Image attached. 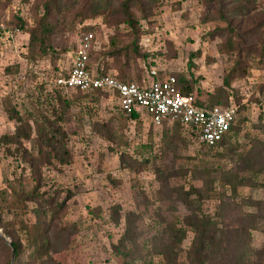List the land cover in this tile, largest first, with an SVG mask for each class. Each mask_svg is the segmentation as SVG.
I'll return each instance as SVG.
<instances>
[{
	"label": "rangeland",
	"instance_id": "374dc122",
	"mask_svg": "<svg viewBox=\"0 0 264 264\" xmlns=\"http://www.w3.org/2000/svg\"><path fill=\"white\" fill-rule=\"evenodd\" d=\"M119 1L101 0L99 13L86 17L81 12L96 0L0 6L2 20L21 22L13 41L0 42V137L27 121V153L37 142L34 120L45 122L48 135L61 130L43 162L37 149L29 163L15 143L0 141V189L38 181V191L64 200L40 257L33 256V228L44 227L33 225L37 202L25 201L23 228L3 211L0 236L20 245L12 264H264V0H136L129 8L139 18L135 29ZM42 14L51 29L31 47L29 30ZM85 30L95 38L91 70L135 82L149 68L184 77L204 102L213 94L233 104L238 130L206 147L176 125L129 117L108 94L57 107L51 77L55 68L67 70ZM199 220L212 234L206 249L192 244ZM246 226L252 250L244 254L233 233ZM8 251L0 245V264H10Z\"/></svg>",
	"mask_w": 264,
	"mask_h": 264
},
{
	"label": "built area",
	"instance_id": "2783aa9c",
	"mask_svg": "<svg viewBox=\"0 0 264 264\" xmlns=\"http://www.w3.org/2000/svg\"><path fill=\"white\" fill-rule=\"evenodd\" d=\"M5 21L0 18V42L4 43L13 41L18 32ZM85 25L89 23L84 22ZM94 39L91 31H82L67 70H59L51 77L53 86L59 88L61 94L99 90L111 95L121 112L146 114L155 125L163 121L169 125L176 122L204 146L214 145L226 133L236 115L233 104L200 106L193 92H179L173 75L158 76L155 68H149L147 78L140 82L121 81L101 70L93 71L88 67V53L94 49Z\"/></svg>",
	"mask_w": 264,
	"mask_h": 264
},
{
	"label": "trees",
	"instance_id": "16d2710c",
	"mask_svg": "<svg viewBox=\"0 0 264 264\" xmlns=\"http://www.w3.org/2000/svg\"><path fill=\"white\" fill-rule=\"evenodd\" d=\"M4 1L5 0H3V2ZM100 1L101 0H96V2L92 3L90 5V9H88L87 7H84L85 10L83 12H81L82 17H86L89 15H94L96 13H99V8L103 7V5H101ZM3 2H1V4ZM133 2H137V1L136 0H120L118 3V6L125 15V21L128 22V25L131 28L135 29V27L136 28L138 27V24H139L138 19L139 18L135 17L133 15V13L129 10L130 4H132ZM44 7L46 10L45 14L47 16L48 6L44 5ZM85 12H89V13L84 14ZM45 14H42L43 16H41L39 18V23L37 24L38 27L32 28L29 30V37H30L29 41H30L31 47H32V41L33 40H35V39L39 40V38H41V41H42V37L47 32H49L51 29L50 24H48V22L45 21V17H46ZM144 16H145V14L142 15V17H144ZM7 23L9 25H11L12 27H16L17 26L16 24L21 23V22L18 18H15L14 22H12V21L8 22L7 21ZM84 27H82V28H84ZM41 51H42V49H41ZM32 52L33 51L30 50L29 54L32 55ZM90 52H91V50L88 53V67H89V62H90V56H89ZM191 55H193V54H191ZM89 69H90V67H89ZM99 69H101V68H99ZM58 71H59V69L55 68L53 73L57 74ZM101 71H102V69H101ZM61 75L64 76L65 74L61 72ZM171 75H173V74H171ZM113 76L116 77L117 79L121 80V81H131V80H127L126 76L122 72H120L118 76H117V74L116 75L113 74ZM174 78H175V86L179 90L180 93L187 94L189 92H193L190 83L184 77L174 76ZM53 89H54V92H52L50 94V96L53 95L52 97H56L55 103H57V107H58V105H60V107H63V108L69 107L73 102L76 103L78 100H80V98L82 96H85L86 94L90 97V99H94V97L96 95H99L101 93L106 94V93L101 92L99 90H91L88 92H81L79 90H76L75 93H77V95L75 97H73V96H67V95L63 96V94H60L61 93L60 89L57 88L56 86H54ZM193 93H194L196 100H197L196 103L200 106L208 107V106H211L214 104L226 105L225 104L226 102H221L213 94L210 95L208 103H207V102H204V100H202L195 92H193ZM197 93L200 94L201 90L197 89ZM6 109H8V111L10 112V115L12 117H15L17 119V117H16L17 114H15V112H13L10 108H6ZM53 113H56V111L54 110ZM60 115H62V112ZM128 116L133 118V119H136L138 117V113L130 112L128 114ZM60 119H62L61 116H59L58 120H60ZM161 123L163 124L165 122L163 121ZM173 125H176L180 128V126L176 122H173L171 124V126H173ZM33 126H34L35 133H37V136H36L37 142L33 143L35 140L34 139V140H32L33 141L32 144H30V145H31L32 150L37 149L38 161L43 162L50 155V148L54 145V140H56V138L53 134L55 132L57 133V130H58V133H61V130L59 128H57L56 131L50 130V134L48 135L47 128L48 129H50V128L46 127L45 122H43V121L39 122L37 120H34ZM238 128H239L238 123H236L235 118H234L233 121L231 122V124L229 125L228 130L220 138V140L217 141L214 145L206 146V147H213V146L220 144L224 140L225 137H227L231 133H234L236 130H238ZM29 134H30L29 123L27 121L24 123L19 122L18 125L15 126V128L13 129V131L10 134H3L0 137V141L3 143H15V145L18 147V149L15 148V151L20 150L21 155L24 153V155L22 156L23 159L27 160L30 163L33 161L32 160L33 159L32 150H30L29 152L26 153L25 148H21V146H22L21 141L23 139L28 140ZM60 141H61V139H60ZM59 147H61L63 149L62 142L60 143ZM56 157H57L56 154H52V158H56ZM38 186H39L38 181H34L33 184L28 189H24L23 185L19 181H17V184L14 186L9 185V186H7V188H1L0 189V216L4 210H5L4 212H10L14 216L13 222L19 221L21 225H22L21 215L23 213V209L25 208V201H36L37 202L38 208L34 209L33 211H34V214L36 215V217L38 219L36 220L37 222H35L33 225L36 224L35 225L36 228L40 227V225H43L44 227H43L42 231H40L38 229L36 230L33 228L32 237L34 239V246H35L34 252H33V256L35 255L34 257H40L42 254L47 252V250H48V248H47L48 238H47V235L45 234V231L48 229L50 224L53 223L59 217V215L62 212L63 203H64V200H62L60 202L55 200L54 194L51 195V193H50V194L45 195L46 192L38 191ZM55 192H57V191H54V193ZM70 196H71V194H69L67 196V198H69ZM40 203H41V205H40ZM47 211H49L48 212L49 213V219H48V221H45L44 215L46 214ZM0 221H1V219H0ZM24 226L25 225H22L21 228H23ZM193 227H194L193 228L194 235L192 238V244L193 245L197 244V245H199V247H203V248L207 247L204 245H207L208 243H210L211 237H212V234L209 233V228H208L209 224L204 222V221L202 222V220H199V222H195V224H193ZM4 229L5 228L3 227V231L5 233H8V231L4 230ZM175 231H177V230H175ZM163 233L164 232L162 230H160V235H162ZM180 235L182 237L181 233H180ZM171 238L174 239L172 236H171ZM249 240H250V233L247 230V226L244 227L242 231L236 230L233 233V241L235 244H237L236 247L242 248L241 252L244 254L248 253L252 250V248L248 246ZM165 243H167V242L165 241L164 244ZM0 245L4 246V248L6 250H9L8 255H11V252H13L14 257L17 256L19 249H20V245H19L18 241L11 239L10 244H8L6 241L3 240V238L1 236H0Z\"/></svg>",
	"mask_w": 264,
	"mask_h": 264
},
{
	"label": "water",
	"instance_id": "95a60500",
	"mask_svg": "<svg viewBox=\"0 0 264 264\" xmlns=\"http://www.w3.org/2000/svg\"><path fill=\"white\" fill-rule=\"evenodd\" d=\"M7 243L10 244V241H7ZM13 258H14V255H13V252H11L10 264H12Z\"/></svg>",
	"mask_w": 264,
	"mask_h": 264
},
{
	"label": "crops",
	"instance_id": "0c3cea01",
	"mask_svg": "<svg viewBox=\"0 0 264 264\" xmlns=\"http://www.w3.org/2000/svg\"><path fill=\"white\" fill-rule=\"evenodd\" d=\"M0 6H1V3H0ZM102 94V93H101ZM144 116H147L146 114H144ZM148 117V116H147ZM148 119H149V117H148Z\"/></svg>",
	"mask_w": 264,
	"mask_h": 264
}]
</instances>
